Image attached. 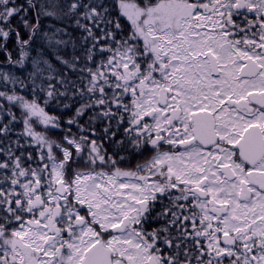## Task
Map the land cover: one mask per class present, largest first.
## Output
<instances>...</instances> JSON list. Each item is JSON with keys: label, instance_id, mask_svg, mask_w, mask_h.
<instances>
[{"label": "snow or ice", "instance_id": "obj_1", "mask_svg": "<svg viewBox=\"0 0 264 264\" xmlns=\"http://www.w3.org/2000/svg\"><path fill=\"white\" fill-rule=\"evenodd\" d=\"M0 264H264V0H0Z\"/></svg>", "mask_w": 264, "mask_h": 264}]
</instances>
